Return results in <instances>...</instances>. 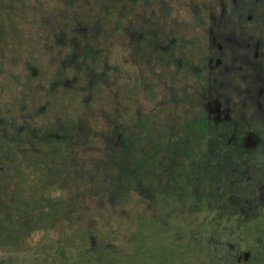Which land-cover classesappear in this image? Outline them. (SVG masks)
Segmentation results:
<instances>
[{"label":"rangeland","instance_id":"1","mask_svg":"<svg viewBox=\"0 0 264 264\" xmlns=\"http://www.w3.org/2000/svg\"><path fill=\"white\" fill-rule=\"evenodd\" d=\"M263 219L264 0H0V264H264Z\"/></svg>","mask_w":264,"mask_h":264},{"label":"trees","instance_id":"2","mask_svg":"<svg viewBox=\"0 0 264 264\" xmlns=\"http://www.w3.org/2000/svg\"><path fill=\"white\" fill-rule=\"evenodd\" d=\"M262 222H264V219L261 221V223ZM132 245L133 252L129 259L121 260L124 261V264H156L158 260L152 257L151 248H149L147 243H141V241H134ZM164 251L167 253L166 249H164ZM166 253H164L165 256ZM164 261L165 264H168L167 260Z\"/></svg>","mask_w":264,"mask_h":264}]
</instances>
